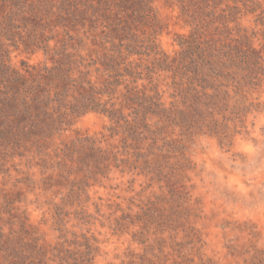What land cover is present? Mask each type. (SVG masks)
I'll return each instance as SVG.
<instances>
[{
	"label": "rangeland",
	"instance_id": "1",
	"mask_svg": "<svg viewBox=\"0 0 264 264\" xmlns=\"http://www.w3.org/2000/svg\"><path fill=\"white\" fill-rule=\"evenodd\" d=\"M263 259L264 0H0V264Z\"/></svg>",
	"mask_w": 264,
	"mask_h": 264
},
{
	"label": "trees",
	"instance_id": "2",
	"mask_svg": "<svg viewBox=\"0 0 264 264\" xmlns=\"http://www.w3.org/2000/svg\"><path fill=\"white\" fill-rule=\"evenodd\" d=\"M225 65V60L223 61L215 55H210L209 57L203 56L202 58H198V60L195 59L191 62V64H189V66L182 65V67H180L181 72L184 73L183 71H186V73L184 74L186 76V81L184 82L182 87H178V89H180V91L182 92V101L185 102V100L193 95V104L197 106V111H201L200 103H202V93L198 91L196 87L199 86L203 89V91L206 90L208 86H211V79H213L214 77L217 79L218 71L220 70H218L216 66H219V68L226 70ZM226 75L224 77H226ZM182 88H185V90H183ZM206 95L208 101L212 102L210 94ZM12 264L16 263L12 262ZM17 264H19V262Z\"/></svg>",
	"mask_w": 264,
	"mask_h": 264
}]
</instances>
